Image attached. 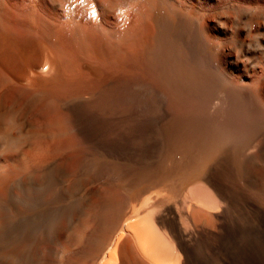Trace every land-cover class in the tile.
Instances as JSON below:
<instances>
[{
  "label": "bare ground",
  "instance_id": "6f19581e",
  "mask_svg": "<svg viewBox=\"0 0 264 264\" xmlns=\"http://www.w3.org/2000/svg\"><path fill=\"white\" fill-rule=\"evenodd\" d=\"M0 264H264V0H0Z\"/></svg>",
  "mask_w": 264,
  "mask_h": 264
}]
</instances>
